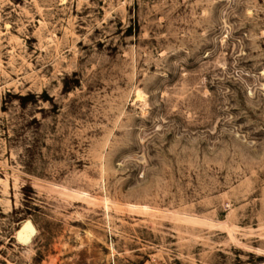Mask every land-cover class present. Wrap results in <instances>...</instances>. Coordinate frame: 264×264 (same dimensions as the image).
<instances>
[{"label": "rangeland", "instance_id": "rangeland-1", "mask_svg": "<svg viewBox=\"0 0 264 264\" xmlns=\"http://www.w3.org/2000/svg\"><path fill=\"white\" fill-rule=\"evenodd\" d=\"M147 261L264 264V0H0V264Z\"/></svg>", "mask_w": 264, "mask_h": 264}, {"label": "bare ground", "instance_id": "bare-ground-1", "mask_svg": "<svg viewBox=\"0 0 264 264\" xmlns=\"http://www.w3.org/2000/svg\"><path fill=\"white\" fill-rule=\"evenodd\" d=\"M36 231L37 227L34 222L31 219H26L21 223L14 235L22 244L28 245L34 234L36 235Z\"/></svg>", "mask_w": 264, "mask_h": 264}, {"label": "built area", "instance_id": "built-area-1", "mask_svg": "<svg viewBox=\"0 0 264 264\" xmlns=\"http://www.w3.org/2000/svg\"><path fill=\"white\" fill-rule=\"evenodd\" d=\"M144 264H163L162 261H147Z\"/></svg>", "mask_w": 264, "mask_h": 264}]
</instances>
